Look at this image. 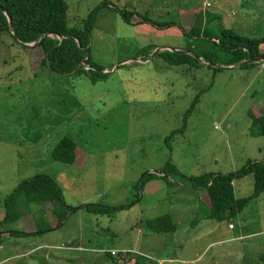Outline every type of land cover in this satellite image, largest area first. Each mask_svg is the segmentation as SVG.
<instances>
[{"label": "rangeland", "instance_id": "rangeland-1", "mask_svg": "<svg viewBox=\"0 0 264 264\" xmlns=\"http://www.w3.org/2000/svg\"><path fill=\"white\" fill-rule=\"evenodd\" d=\"M64 1L67 25L80 28L102 0ZM108 2L109 7L98 11L91 31L93 61L110 68L96 82L84 74H53L35 63L42 57L40 49L31 56L9 33L0 32V234L29 226L23 220L3 223V212L16 185L36 174L53 176L71 207L85 203L130 206L111 217L80 208L57 224L49 205L41 215L36 204H28L32 212L24 210L26 222L40 223L42 228L50 224L51 230L34 236L0 235V264H106L104 252L110 249L144 251L165 264L182 263L156 257L183 258L184 264H241L245 256L247 264H260L264 192L233 219L221 223L206 219L208 207L180 175L169 177L170 184L159 177L145 181L141 196L136 184L143 172L158 170L169 160L185 176L231 173L249 159L264 161V136L257 134L250 116L264 113V61L251 69L238 66L209 73L199 68L187 74L179 66H167L158 58L144 60L139 54L146 45L155 46L151 54L162 46L191 53L216 51L212 42L187 37L176 26L160 25L164 23L191 27L201 22L205 34L231 30L251 39L262 38L264 0ZM112 8L147 20L126 22ZM198 9L204 14L199 21ZM260 49L264 51V45ZM211 75L212 85L200 96L185 131L174 134L168 147L166 137L181 127L194 94L196 84L192 81L188 86V82L197 80V86H206ZM63 136L77 143L73 164L51 156ZM253 183L252 174L234 178L235 197L251 195ZM22 204L21 197L15 208L22 210ZM166 214L178 226L173 233L143 227L145 220ZM228 222L235 228L227 232L220 227L221 234L214 235L220 241L202 250L209 235L199 230L210 224L228 228ZM240 234L244 236L230 239ZM68 241L70 247L81 243L87 250L68 248ZM37 245L42 246L29 251Z\"/></svg>", "mask_w": 264, "mask_h": 264}, {"label": "trees", "instance_id": "trees-1", "mask_svg": "<svg viewBox=\"0 0 264 264\" xmlns=\"http://www.w3.org/2000/svg\"><path fill=\"white\" fill-rule=\"evenodd\" d=\"M109 4L108 0H102L98 5L92 8L82 20L81 27L76 28L67 25L68 6L64 0H0V32L9 33L18 45L27 48L31 56L34 54L36 48L40 49L39 53L42 54V57L40 59L37 58L38 60L36 59L35 63L37 62L40 66L48 68L53 74L58 76H78L79 74H84L91 82H96L107 74L102 72V70H109L110 68L93 61L90 54L91 31L94 27L98 11L101 8L109 7ZM114 10L117 11L126 22L147 20L143 17L142 19L136 20L133 16L134 12L126 9L118 8ZM200 11L198 9L196 17L198 21L204 17L203 12ZM7 16H10L12 20V34L8 29ZM160 25L176 26V28L187 37L199 41H209L214 44L216 51L204 50L196 52L191 50L192 54H188L162 50L156 52L152 58H149V55L155 46L146 45L140 49L139 54L144 56V60L150 61L158 58L167 66H179L182 68L180 71L187 74H189V70L194 69L197 71L199 68H203V70L206 68L209 73L210 71L216 73L222 69L214 67L211 64L232 65L246 60L249 57L264 56V51L260 49L264 45V37L251 39L242 35H237L231 30H222L217 35L205 34L206 30L200 27L201 22L191 27L187 24L182 25V23H175L173 25L171 23H164ZM44 34L46 35L37 46H25L21 44V42H37ZM69 37H73V39ZM76 39L79 40L80 46H78ZM220 53L224 55V58H221ZM86 56L88 58L83 61ZM255 63L256 62L242 64L240 67H242V69H251L254 67ZM177 75L179 76V74ZM212 80L213 76L211 75L210 82L206 86H204L206 83L202 86H197V80L188 82V86H192V81L195 82L194 84H196V87L194 94L189 100L188 106L182 115L181 127L173 130L171 134L166 137L165 142L168 147L169 141L174 134L183 133L185 131L188 117L192 114L200 101V96L211 87ZM250 116L252 126L257 134L264 136V113H256L255 115L250 113ZM76 148V141L71 137L63 136L52 149L51 156L55 161L73 164L76 161ZM159 169L161 171L160 175L153 174L152 172L144 173L140 184L141 188L145 181L152 178L159 177L170 184L172 182L169 181V177L175 179L173 175H180L188 182L187 186L198 191V201L208 207L209 214L206 219L219 222L233 219L252 198L264 192V161L249 159L238 171L225 174L204 173L185 176L181 174L170 160ZM246 174H252L253 176V192L247 197L236 198L232 181L234 178ZM184 184L185 183H183V185ZM136 189H138L137 184ZM21 197L23 198V204L20 206H23L22 210L15 208V203H17L18 199ZM32 203L39 207L41 215L47 212L49 205L51 207V211L49 209V214L55 218L57 224H60L67 215L76 212L77 209L80 208L96 215L106 214L111 217L116 211L130 206V204L108 206L102 203H85L77 207H71L66 203L63 189L53 176L48 174H36L21 180L16 185L12 194L6 201V212L2 222L17 221L20 217L27 214L23 213L25 212L24 210H27L28 214H30L32 211H30L28 204ZM49 225L50 224H46L42 228L40 223H36V228L32 232L18 230L3 232L12 236H34L35 234L51 230L49 229ZM143 227L147 231L155 233H173L178 226L171 219L170 215L166 214L145 220ZM83 249L87 250V248ZM104 253L108 259L106 264H152L144 255L130 250L127 251L125 258H120L121 253L111 254L110 251H105ZM120 259H122V262ZM258 261H260V264L264 263V253L259 254ZM241 264H247L245 256Z\"/></svg>", "mask_w": 264, "mask_h": 264}, {"label": "crops", "instance_id": "crops-1", "mask_svg": "<svg viewBox=\"0 0 264 264\" xmlns=\"http://www.w3.org/2000/svg\"><path fill=\"white\" fill-rule=\"evenodd\" d=\"M197 193H198V191H197ZM196 193V194H197ZM10 196V195H9ZM5 212L6 211H4L3 213L5 214ZM20 220H23V223L24 224H26V225H29L28 227H27V229H25V230H23V231H26V232H32V231H34L35 230V223H34V221H33V223H31V222H26V220H25V216H22V217H20L19 219H18V221H20ZM51 220V219H50ZM221 223H224V221H221ZM228 224H229V222H228ZM228 224H227V226H228ZM222 226H219V225H216V224H210L205 230H203V231H201V230H199V232H205L206 234H208L209 235V239H208V241H207V244L206 245H204V247H203V249L202 250H205L206 248H208L209 246H212V245H214L216 242H219L220 240H216V239H214V235L216 234V235H219V234H221V231L219 230V229H221L220 227H222L223 229H227V232H230V231H232L234 228H235V225L232 227V228H230V227H228V228H226V226H225V224H221ZM261 232H263V230H261ZM0 235H2V236H7V235H9L8 233H1ZM244 235H232L231 237H230V239H239V238H241V237H243ZM176 243H177V241H176ZM76 246H82V247H84L81 243H77V244H75ZM177 245L179 246V247H182V245H180L179 243H177ZM40 246H42V245H37V246H32L31 247V249L29 250V251H33V250H35L36 248H38V247H40ZM85 248V247H84ZM75 249V248H74ZM116 250V249H115ZM123 250H126V251H128V249H123ZM84 251V250H83ZM130 251H132V250H130ZM142 252V255H145L146 256V258L148 259V261H150V263L152 262V264H165V263H160V262H158V261H155L154 260V258H153V256H151L150 254H147V253H145L144 251H141ZM195 254H197V252L195 253ZM166 255H161V256H159V257H156L158 260L159 259H164V260H170L169 262H172V261H178V262H180V263H182V264H184V262L186 261L185 259H183V258H181V259H178V258H173V257H170V258H168V257H165ZM153 258V259H152ZM198 257H196L194 260H196Z\"/></svg>", "mask_w": 264, "mask_h": 264}, {"label": "water", "instance_id": "water-1", "mask_svg": "<svg viewBox=\"0 0 264 264\" xmlns=\"http://www.w3.org/2000/svg\"><path fill=\"white\" fill-rule=\"evenodd\" d=\"M7 19H8V29H9V32L12 34V20H11L10 16H7ZM45 35L46 34H44L43 36H41V38L37 42H32V43H22L21 42V44H23L25 46H37V45H39L41 43V41H42V39L44 38ZM69 38H72L73 39V37H69ZM76 41H77L78 46H80L79 40L76 39ZM163 49H168L171 52H179V53L192 54L188 50H180V49H176V48H170V47L162 46V47L157 48L152 54L150 53V55L153 57L154 53H156V52H158L160 50H163ZM87 58L88 57L86 56L83 61H85ZM136 60H139V58L136 59ZM258 61H264V56L249 57L246 60H243V61H241L239 63L232 64V65H217V64H211V65H213L214 67L221 68V69H230V68H235V67L241 66L242 64H246V63H250V62H258ZM102 72L107 73L108 70H102ZM149 172H152V173H155V174H159V175L161 174L160 169L154 170V171L147 170V171H145V172H143L141 174V176H140V178H139V180L137 182V186H138V190L140 192V196L142 195V188H141V185H140L141 184L142 177H143L144 173H149Z\"/></svg>", "mask_w": 264, "mask_h": 264}, {"label": "built area", "instance_id": "built-area-1", "mask_svg": "<svg viewBox=\"0 0 264 264\" xmlns=\"http://www.w3.org/2000/svg\"><path fill=\"white\" fill-rule=\"evenodd\" d=\"M228 227L232 228L233 227V224L232 223H229L228 224ZM69 244H70V241L67 242L68 248H75L77 250H79V249H82L83 250V248H84L82 246L70 247ZM60 247H63V245L60 246ZM108 251H110L111 254L121 253V257L120 258H125L126 257V253H127L126 250L118 251V250H115V249H110ZM120 261L122 262V259H120Z\"/></svg>", "mask_w": 264, "mask_h": 264}]
</instances>
